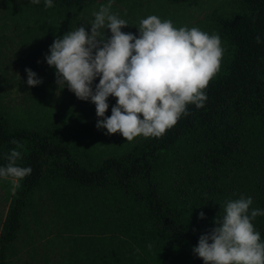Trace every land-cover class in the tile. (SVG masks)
<instances>
[{
  "label": "trees",
  "instance_id": "1",
  "mask_svg": "<svg viewBox=\"0 0 264 264\" xmlns=\"http://www.w3.org/2000/svg\"><path fill=\"white\" fill-rule=\"evenodd\" d=\"M25 1L11 21L43 83L23 87L21 105L0 93V167L15 149L18 166L32 168L16 182L0 178L12 183L0 264H204L193 248L228 200L251 197L250 207L264 210V0H219L203 16L196 28L219 35L223 48L205 106L188 105L161 137L128 144L98 130L94 112L54 97L56 70L45 56L70 30L90 33L93 14L110 2L127 21L121 31L138 37L153 15L186 27L187 0ZM252 222L264 242V215Z\"/></svg>",
  "mask_w": 264,
  "mask_h": 264
},
{
  "label": "clouds",
  "instance_id": "2",
  "mask_svg": "<svg viewBox=\"0 0 264 264\" xmlns=\"http://www.w3.org/2000/svg\"><path fill=\"white\" fill-rule=\"evenodd\" d=\"M53 6V0H45L46 8ZM111 7L110 2L93 14L90 33L81 25L55 38L45 60L56 70L59 89L67 86L79 100L96 106L98 130L120 133L126 141L161 137L181 115L190 114L188 105L205 106L204 90L220 70L221 39L196 27L177 29L171 20L154 15L140 21L137 37L121 31L128 27L127 21L113 14ZM25 72L29 87L43 83L31 69ZM109 97L117 101L110 117L105 115ZM11 143L19 147L18 141ZM20 159L21 152L11 150L7 164L0 167V178L16 182L31 175V167L18 166ZM252 203L244 196L225 203L224 215L216 216L215 227L193 248L204 264H264V242L252 222L264 210L251 208ZM204 218L201 212L199 219Z\"/></svg>",
  "mask_w": 264,
  "mask_h": 264
},
{
  "label": "rangeland",
  "instance_id": "3",
  "mask_svg": "<svg viewBox=\"0 0 264 264\" xmlns=\"http://www.w3.org/2000/svg\"><path fill=\"white\" fill-rule=\"evenodd\" d=\"M219 0H187L183 14L185 16L186 27H197V23L203 18V16L210 11L217 4ZM182 2V0H178ZM26 3L25 0H0V24L3 23L5 28H0V34L10 37V40H2L0 45V93L5 91L3 100L11 105H21V97L25 93L22 92V88L26 87L30 89L27 83V73L25 69H31L33 72L40 76V69L36 67V63L29 61L25 55V51L22 45L18 43L19 38L17 34L20 29L14 30L13 22L14 11H18L17 8L22 7L21 4ZM5 7V8H4ZM16 22V21H15ZM5 38V37H4ZM14 76V81L7 80L8 77ZM99 83V78L94 81V85ZM54 91V97L64 96L67 101L76 106L85 109V111H92L96 114V106L89 101L79 100L75 94L68 90L67 86L63 90L59 89L57 84ZM64 94V95H62ZM54 101V99H53ZM116 99L109 97L108 104L109 109L105 113L111 114V109L116 105ZM55 105V102H53ZM88 107V108H87ZM91 112V113H92ZM64 115L65 112H62ZM122 137V136H121ZM123 138V137H122ZM124 144H128L130 141H126L124 138ZM12 189V183L6 179H0V224L4 217L7 199L9 192Z\"/></svg>",
  "mask_w": 264,
  "mask_h": 264
}]
</instances>
